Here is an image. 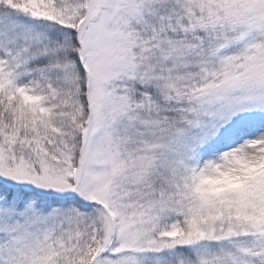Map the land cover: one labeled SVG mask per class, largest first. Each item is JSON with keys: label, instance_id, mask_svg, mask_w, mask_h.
Here are the masks:
<instances>
[{"label": "snow or ice", "instance_id": "1", "mask_svg": "<svg viewBox=\"0 0 264 264\" xmlns=\"http://www.w3.org/2000/svg\"><path fill=\"white\" fill-rule=\"evenodd\" d=\"M0 264H264V0H0Z\"/></svg>", "mask_w": 264, "mask_h": 264}]
</instances>
